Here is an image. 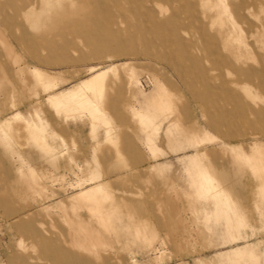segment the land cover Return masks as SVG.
<instances>
[{
	"label": "rangeland",
	"instance_id": "rangeland-1",
	"mask_svg": "<svg viewBox=\"0 0 264 264\" xmlns=\"http://www.w3.org/2000/svg\"><path fill=\"white\" fill-rule=\"evenodd\" d=\"M119 1L0 0V264H264V0H194L207 80Z\"/></svg>",
	"mask_w": 264,
	"mask_h": 264
},
{
	"label": "bare ground",
	"instance_id": "bare-ground-1",
	"mask_svg": "<svg viewBox=\"0 0 264 264\" xmlns=\"http://www.w3.org/2000/svg\"><path fill=\"white\" fill-rule=\"evenodd\" d=\"M89 1L96 4L99 13L101 12L102 7L107 0H89ZM114 1L120 2L119 0H114ZM125 1L135 6V10L132 12L134 14V17L137 20H139L138 21L140 22V25L138 23L139 29L145 34V36L148 33L154 34L161 31L162 32L166 31V36L164 40L167 43H171L172 46L175 47V50L180 60L185 63H190V68H192L195 71H198L203 79L207 80L212 77L207 71L208 68L205 65L207 61H210L213 53L211 51H208L205 55H199L197 53L194 54L192 51L193 49H197L194 38L195 29L193 28V23H192V21L195 18V14L193 12L194 0H125ZM218 3L219 6L222 8L223 12L228 13L229 8L231 7L232 12L229 15L233 17L234 13H236L239 14V16L242 18L246 17L245 11L248 8H250V6L254 5L253 2H251L250 0H240L236 4V7H233V3L231 2V0L229 1L219 0ZM106 13L110 18H114V19L117 18V15L114 14L113 11L111 10L107 9ZM119 13H120L119 15L122 17L121 18L122 21L119 27H122L123 24H126L129 28H131L132 25L128 23L125 12L119 10ZM203 18L204 17L202 16V19ZM143 23H145V25H143ZM97 30L99 31V33H102L104 31H108L109 29L98 26ZM196 31L203 35L205 34V29L203 26L196 28ZM162 37H164V35H162ZM117 47H120L119 44ZM217 62L218 65L224 64L226 62V59H220V61ZM210 70L215 71V68H211ZM106 74H107V70H102L91 75V77L88 78L89 79L88 80L89 82L87 83L88 88L92 91H95L98 88V83H103V81L105 80ZM239 84L240 83H238L237 85ZM261 85L264 87V79L261 81ZM245 93L253 102L255 103L257 102V99L259 97L257 93L249 90H245ZM203 176L206 182L205 184L206 189L208 190L214 189L215 185L213 181L217 177L211 175L208 171H205ZM231 203L232 202L230 201V199H227L230 227L232 230H235L238 224H240L241 220L239 221L236 217L233 216V209L231 207ZM241 219H243V216L241 217Z\"/></svg>",
	"mask_w": 264,
	"mask_h": 264
}]
</instances>
